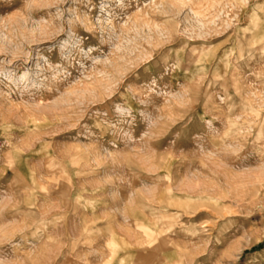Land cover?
<instances>
[{"label":"rangeland","instance_id":"obj_1","mask_svg":"<svg viewBox=\"0 0 264 264\" xmlns=\"http://www.w3.org/2000/svg\"><path fill=\"white\" fill-rule=\"evenodd\" d=\"M0 264H264V0H0Z\"/></svg>","mask_w":264,"mask_h":264}]
</instances>
